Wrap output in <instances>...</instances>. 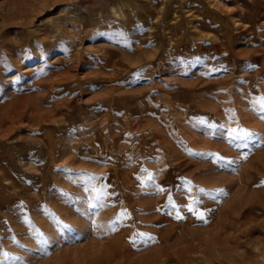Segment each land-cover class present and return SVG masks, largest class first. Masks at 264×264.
I'll return each instance as SVG.
<instances>
[{
	"label": "rangeland",
	"instance_id": "1",
	"mask_svg": "<svg viewBox=\"0 0 264 264\" xmlns=\"http://www.w3.org/2000/svg\"><path fill=\"white\" fill-rule=\"evenodd\" d=\"M262 98L264 0H0V264H264Z\"/></svg>",
	"mask_w": 264,
	"mask_h": 264
},
{
	"label": "snow or ice",
	"instance_id": "2",
	"mask_svg": "<svg viewBox=\"0 0 264 264\" xmlns=\"http://www.w3.org/2000/svg\"><path fill=\"white\" fill-rule=\"evenodd\" d=\"M262 100H264V98H262ZM260 111L261 112H264V103H261V106H260ZM261 119H264V116L261 117ZM233 132H235V129L232 130ZM253 133H250L248 131H245V130H241V135L239 137H237L238 139H243V138H246V137H249V136H252ZM186 183H190V182H186ZM264 183V182H262ZM158 191H163V189H158ZM199 191H203V189H200ZM64 196L68 197V194L64 193L63 194ZM195 203V201H193V204ZM89 207H93L92 205H89ZM188 211L189 212H193L194 215L197 216L198 219L202 218V213H199V212H196L194 211V207L192 205H190L188 207ZM176 218L177 219H183V217L179 214V212H177V215H176ZM56 223L57 224H61V222L59 220H56ZM63 228L65 229H68L69 231H71V229L68 227V225H61ZM38 235L40 236H43L42 233H37ZM44 243H47V241H43Z\"/></svg>",
	"mask_w": 264,
	"mask_h": 264
},
{
	"label": "bare ground",
	"instance_id": "3",
	"mask_svg": "<svg viewBox=\"0 0 264 264\" xmlns=\"http://www.w3.org/2000/svg\"><path fill=\"white\" fill-rule=\"evenodd\" d=\"M116 247H118L117 245H116ZM119 248V247H118ZM116 249V248H115ZM113 251V250H112ZM114 252V251H113ZM112 253V252H111ZM111 261V260H110ZM112 261H113V259H112ZM115 261V260H114ZM106 264V263H105ZM109 264V263H108ZM118 264V263H117ZM140 264V263H139Z\"/></svg>",
	"mask_w": 264,
	"mask_h": 264
}]
</instances>
